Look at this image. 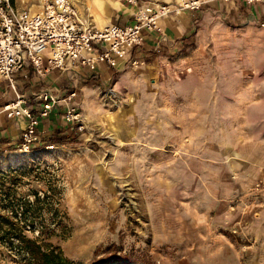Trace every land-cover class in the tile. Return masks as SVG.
<instances>
[{"label":"rangeland","instance_id":"rangeland-1","mask_svg":"<svg viewBox=\"0 0 264 264\" xmlns=\"http://www.w3.org/2000/svg\"><path fill=\"white\" fill-rule=\"evenodd\" d=\"M72 1L89 17L91 0ZM199 29L108 80L63 79L83 126L60 131L64 144L0 148V196L54 194L64 228L45 240L76 264H264V26ZM35 77L21 87L27 106ZM0 264H19L1 244Z\"/></svg>","mask_w":264,"mask_h":264},{"label":"built area","instance_id":"built-area-1","mask_svg":"<svg viewBox=\"0 0 264 264\" xmlns=\"http://www.w3.org/2000/svg\"><path fill=\"white\" fill-rule=\"evenodd\" d=\"M137 7L131 23L96 25L91 17L81 15L72 0H47L41 9H19L13 0H0V80L7 81L16 98L0 107V119L26 118L20 148L29 151L41 144V119L60 104L66 107L63 120L82 129L81 114L74 101V90L60 99L58 91L44 89L37 96L38 107L27 106L25 96L17 92L16 77L26 66L39 77L50 71L97 72L107 65L121 69L127 65L144 64L140 49L146 42L145 32L164 36L160 21L184 11H200L213 3L254 5L264 0H179L176 3L128 0ZM160 51V47H156ZM46 142V141H45Z\"/></svg>","mask_w":264,"mask_h":264},{"label":"crops","instance_id":"crops-1","mask_svg":"<svg viewBox=\"0 0 264 264\" xmlns=\"http://www.w3.org/2000/svg\"><path fill=\"white\" fill-rule=\"evenodd\" d=\"M165 1L163 0V2ZM85 9L90 12L88 16H91L96 25L102 27L109 23L124 25L133 22L137 7L128 0H91L89 7L87 8L86 6ZM207 18L212 22L220 21L226 24L234 23L235 21L261 22L262 26H264V3L254 5L213 3L205 6L200 11H184L179 14H173L160 21V26L164 32V36L161 39H158L160 34L157 32H145L146 42L140 49V54L143 57H150L158 46L161 51L168 52L173 50L176 52L182 44L190 42L197 37L200 30L199 23L201 24ZM111 69L112 67L103 65L97 72L89 73L54 70L44 77H39L33 68L26 66L17 74L16 81L20 87L17 92L24 96L27 94L28 89L24 92L21 87L27 82L32 83L30 80L33 79H26L31 70L36 75L35 79L41 78L44 84L40 88L31 85L33 90H30V94L38 95L42 90L49 88L57 90L60 95H67L76 89H72V87H70L71 89H63V79L75 85L78 82L83 85L85 81L96 76H99L102 80H108L111 76ZM8 87L7 81L0 80V107L16 98L15 91ZM37 89L38 92H36ZM74 101H76V98H74ZM35 104L38 107L39 103L36 102ZM65 109L64 105L63 107L59 106L53 109L49 117L41 119L39 131L42 135L51 136L55 131L66 133L69 130L70 125L62 118ZM26 123V118L10 119L2 116L0 119V148L17 145L21 140V134Z\"/></svg>","mask_w":264,"mask_h":264},{"label":"trees","instance_id":"trees-1","mask_svg":"<svg viewBox=\"0 0 264 264\" xmlns=\"http://www.w3.org/2000/svg\"><path fill=\"white\" fill-rule=\"evenodd\" d=\"M150 62V60H149ZM88 79L83 85H89ZM55 131L47 138L48 145L64 144L67 137ZM53 189H50L52 192ZM34 199L18 197L14 190H5L0 196V244L14 254L19 264H76L62 249L45 238L64 228L60 209L54 194L46 192L42 197L33 192ZM50 216V220H46ZM28 231L37 236L28 235Z\"/></svg>","mask_w":264,"mask_h":264},{"label":"bare ground","instance_id":"bare-ground-1","mask_svg":"<svg viewBox=\"0 0 264 264\" xmlns=\"http://www.w3.org/2000/svg\"><path fill=\"white\" fill-rule=\"evenodd\" d=\"M76 3V2H75Z\"/></svg>","mask_w":264,"mask_h":264}]
</instances>
